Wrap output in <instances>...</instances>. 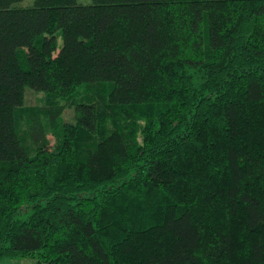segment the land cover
<instances>
[{"label":"trees","instance_id":"16d2710c","mask_svg":"<svg viewBox=\"0 0 264 264\" xmlns=\"http://www.w3.org/2000/svg\"><path fill=\"white\" fill-rule=\"evenodd\" d=\"M24 1L0 0V263L264 264V0Z\"/></svg>","mask_w":264,"mask_h":264},{"label":"rangeland","instance_id":"374dc122","mask_svg":"<svg viewBox=\"0 0 264 264\" xmlns=\"http://www.w3.org/2000/svg\"><path fill=\"white\" fill-rule=\"evenodd\" d=\"M78 3L81 5H92L93 4V0H78ZM35 4V0H25L24 2L16 5L18 7H22V8H29L34 6ZM60 41V45H62V39H59ZM84 91L80 90L77 94L74 100L68 102V101H61L60 103L62 105H65L66 109H65V113L62 117V123L64 124L65 122L68 123H76V117H75V107L74 105L80 101H82V99H84ZM45 103V95L44 94H39V93H35L32 92V90H28V94H27V105L28 106H43ZM27 106V107H28ZM46 124V130L48 132V138L50 140V146L52 149H55L58 145V134L56 133V131H54L53 127L50 126L49 123H45ZM28 127L27 124L24 120H21L20 125H19V132L20 135L25 143V145L31 149L32 148V142L30 140V137L28 135ZM0 264H39L37 261L35 260H4L3 262H1Z\"/></svg>","mask_w":264,"mask_h":264}]
</instances>
